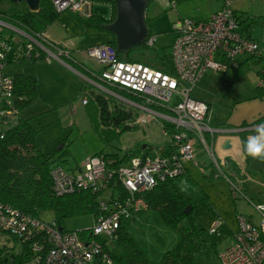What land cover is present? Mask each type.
Masks as SVG:
<instances>
[{
    "label": "built area",
    "instance_id": "2783aa9c",
    "mask_svg": "<svg viewBox=\"0 0 264 264\" xmlns=\"http://www.w3.org/2000/svg\"><path fill=\"white\" fill-rule=\"evenodd\" d=\"M92 1L52 0V3L58 13H85L91 11ZM0 24L8 25L30 37L24 43L25 57L38 59L42 50L59 60L66 56L72 58L66 48L59 47L52 51L48 45L53 42L45 31L33 36L4 20L0 19ZM240 28L231 0H226L224 7L209 19L188 17L176 21L172 43L175 66L171 71L142 62L123 60L118 56L116 48L108 43L88 47V57L102 66L100 73L92 72V77L125 90L141 101L128 99L91 77L88 79L139 109L141 113L136 122L140 125L149 121V115L161 117L163 123L170 125L166 128L163 124V130L165 135H171L173 139L172 150L167 154H142L127 164L111 168L109 165H113L115 160H107L98 155H91L85 166L78 171L70 172L60 165L54 166L51 176L57 195L81 190H105V193L110 190L109 184L115 181L122 184L125 194L115 195L111 189L109 199L99 198V214L95 216L94 225L74 231L64 229L56 220L44 221L0 200V245L9 248H17L18 244L27 246L33 252L29 264H117L103 236L115 239L124 220L133 213L149 210L144 197L146 192L185 172V163L195 158L193 140H199L204 145L219 167L213 147L207 140V134L214 136L215 131L219 130L207 121L209 104L192 97V90L209 71L225 70L229 64L238 67L235 60L237 55L259 56L264 53L259 44L245 36ZM157 40L156 34H148L144 42L153 47ZM12 42L10 38L0 37V138L18 113L14 79L5 70ZM262 71L259 83H264V65ZM83 103L86 104L87 99ZM217 173L216 176L221 175ZM224 176L234 190L238 189L232 179ZM260 205L264 204L254 206L264 215V210L258 207ZM238 223L239 228L233 241L218 253L219 263L263 264L264 222L257 226L247 216L240 215Z\"/></svg>",
    "mask_w": 264,
    "mask_h": 264
},
{
    "label": "rangeland",
    "instance_id": "374dc122",
    "mask_svg": "<svg viewBox=\"0 0 264 264\" xmlns=\"http://www.w3.org/2000/svg\"><path fill=\"white\" fill-rule=\"evenodd\" d=\"M93 1L92 4L96 12L105 16L112 14V2L106 0ZM223 2L224 0H150L146 16L150 19L151 28L158 36V40L153 47H140L136 49L135 53L143 55L150 63L164 61L166 69L173 70L175 66L172 58L174 23L182 18H188L187 14L194 11L202 12L206 15L202 14V17L210 18L212 12L221 7ZM231 6L238 13L264 14V0H231ZM0 9L13 11L21 9V5L10 0H1ZM66 15L71 16L72 19L67 20L71 22L73 28L76 23L78 30L70 32L63 28L66 25L64 21ZM191 16L194 17V15ZM59 18L47 27L49 32L57 33L61 40H64L55 43L63 45L64 48L67 45L69 49H66L72 52L76 59L78 58L87 65L98 69L100 64L88 57L87 48L102 41H107L110 33L97 26H87L86 19L82 15H76V13H64ZM256 35L259 38L260 45L264 47L262 31L257 29ZM12 36L13 45L8 53L6 72L24 71L27 74L32 73V75L39 77L41 82L39 97L33 103L24 107L21 114L24 118H29L31 125L37 130V144L42 152L46 154L57 153L59 155L60 149L64 148L59 157L53 161V167L60 165L67 171H78L80 167L85 166L87 159L104 148L105 144L96 129L93 128L88 114V107L83 103L85 98L82 90L83 83L89 82L93 85L95 83L86 76H82L80 71L76 73L74 69H78V67L71 59L73 63L69 60L68 64L71 68L75 67L74 69L61 62L63 59L53 58L48 52L42 50L43 57L41 58L25 57L24 43L29 38L12 27L0 24V37L9 39ZM247 56L239 54L235 57V60L241 63V69L237 70L236 67L229 64V75L225 72L212 73V71H209L194 86L192 97L211 102L214 110L219 115L217 106L220 104V100L224 101L227 94L228 97L233 95L234 88L236 89L235 94L245 95L256 87V84L251 82L250 78L257 82V71L262 68L264 61L251 60ZM64 59L68 60L69 58L66 56ZM101 90L109 95L111 94L104 88H101ZM163 124L161 117L149 115V121L146 124H139L140 126L136 128L124 131L117 139L111 140L106 150L122 154L126 148L138 143L146 145L145 151L147 150L151 154L159 153L169 139V136L164 134ZM204 148L203 145L200 146L203 153ZM230 186L225 185V188H227L225 195L218 193V195L213 196L210 204L206 201H200L197 207L198 215H196V219L198 223L211 232L220 249L229 247L232 231H238L237 217L240 215L237 211L248 215L253 213L257 226H260L263 221L261 214L254 211V208H250V204L246 199ZM188 187L191 186H186L185 189L189 193L194 196L198 195L195 189H189ZM222 187L220 186L221 189ZM111 195L112 190H108L102 197L109 199ZM215 211H219L220 218L214 217L216 215ZM40 217L47 222L55 220V214L51 210L44 211ZM94 222V214L87 213L67 217L64 220V225L67 230L74 231L90 228L94 225ZM217 222L221 224L216 225ZM123 225L150 260H162L165 254L174 249L180 240V236L166 227L162 223L159 214L152 210L133 213L130 218L124 220ZM103 238L107 240V246L112 252L118 251L119 242L117 239L108 236H103ZM21 248V244H18L17 250ZM212 256L211 258L199 256L197 264H219L214 251Z\"/></svg>",
    "mask_w": 264,
    "mask_h": 264
},
{
    "label": "trees",
    "instance_id": "16d2710c",
    "mask_svg": "<svg viewBox=\"0 0 264 264\" xmlns=\"http://www.w3.org/2000/svg\"><path fill=\"white\" fill-rule=\"evenodd\" d=\"M106 1H110L113 4V13L110 20L95 14H91L87 18L88 25L103 28L111 34V39L104 43L116 48L118 56L123 60L142 62L164 71H170L166 69L164 61L150 63L146 57L135 53L137 48H150L145 42L127 51L118 49L116 35L107 27L117 18L116 1ZM19 4L21 9L13 11L0 9V19L33 36L44 32L62 14L54 9L52 0H40L37 11H32L26 3ZM234 11L242 33L248 38L255 40L259 44L260 49L264 50L256 35V30L260 29L264 37V14L255 15L249 12L238 13L237 10ZM146 20L149 34H155L151 28L150 19L146 17ZM12 38L13 36L10 40ZM48 47L53 51L55 48L62 46L53 42ZM41 57H43L42 54L39 58ZM248 57L256 61H264V53L259 56L251 55ZM101 69L97 73H100ZM259 74L261 77L263 76L262 68ZM11 75L14 79L15 103L18 113L4 136L0 138V200L40 219H42L40 216L44 211L51 210L55 214V220L64 229H66L64 220L67 217L87 213H93L94 216L98 215L99 198L105 194V190L101 192L81 190L64 195H57L54 191L53 178L51 176L53 161L59 157L64 148L60 149L59 155L57 153L46 154L42 152L37 144V130L31 125L29 118H24L21 114V110L24 107L33 103L39 97L41 90L40 80L37 76L27 74L24 71L12 73ZM89 77L100 82L97 77ZM100 83L128 99L141 101L139 97L125 90L105 82ZM82 90L85 94L84 99H87L85 105L88 107L92 126L105 143L104 148L94 155L101 156L107 160L114 159L116 164H110L109 167L111 168L114 165L127 164L132 158L150 153L145 151L144 147L146 145L138 143L126 148L122 154L119 152H108L106 148L111 140L117 139L124 131L130 128L140 126L136 121L141 111L128 105L125 101L103 92L89 82L83 83ZM263 96L264 83H259L256 87V97ZM164 127L169 128L170 125L165 124ZM172 143L173 139L170 135L161 153H169L172 150ZM212 173L211 177H215L218 174L215 171ZM186 174L187 170L185 169L182 175L161 182L144 194L149 210L157 212L162 223L180 236L175 248L168 251L162 260H150L122 224L115 235V239L119 242V249L112 252L117 264H197L199 256L211 258L213 257V251L218 259V253L222 249L217 246L211 232L201 226L196 219L199 199L190 196L182 189L181 180ZM108 188L112 189L115 195L120 194L123 196L125 194L124 187L120 182L110 183ZM189 205H192V210L187 213L186 209ZM21 246L22 248L17 250L15 247L9 248L0 245V264H29L33 258V252L25 245L21 244Z\"/></svg>",
    "mask_w": 264,
    "mask_h": 264
},
{
    "label": "crops",
    "instance_id": "0c3cea01",
    "mask_svg": "<svg viewBox=\"0 0 264 264\" xmlns=\"http://www.w3.org/2000/svg\"><path fill=\"white\" fill-rule=\"evenodd\" d=\"M225 3H226V0H224L221 7L216 8L212 12V15L216 11L223 8ZM93 4H94V1H93ZM93 4L91 7V11L85 12V13H76V15H82L86 19V21H87V18L91 14H95L106 20L111 19L112 14L109 16H105V15H102L101 13L96 12ZM64 13L75 14L74 12H71V11H67ZM180 14L182 13L180 12ZM202 14L204 13L194 11L192 13H188L187 16L190 18H196V19H209V17H204V16L202 17ZM191 15H194V17ZM70 18L71 16L70 17H68L67 15L64 16V21L66 22V25H64L63 28H66L70 32H73L74 30H78V27H76V23L73 28L71 25V22L67 20ZM87 26H91V25H88L87 23ZM45 34L50 40L54 42L64 41V40H61V37L57 33L55 32L51 33L47 29L45 30ZM110 39H111V34H109V37H107V41H109ZM107 41H102L101 43H104ZM65 46L67 49H69L67 45ZM71 57L74 58V59L71 58V60L75 62L78 69L75 67L71 68L69 66L70 64H68V62L70 59L66 60L62 58L63 60L61 62H63L65 65H68L71 69L75 68L74 71L76 73H79L80 71V74L82 76H86L87 78H89V76H92V72H97L102 68L101 65L99 66L98 69H95L94 67L87 65L85 62L79 60L78 58L76 59V56L73 55L72 52H71ZM248 59L250 58L248 57ZM73 61L71 62L73 63ZM236 62L238 64V67L236 68L237 70L238 69L240 70L241 63H239L237 60ZM259 71L260 69L257 71L258 73L257 82L250 78V81L254 82L256 84V87L259 84V80H260ZM17 72L19 71H16V73ZM213 72L214 71H212V73ZM215 72H225L227 75H229L228 68L225 70L215 71ZM8 73L12 74L11 72H8ZM30 74L32 75V73ZM256 87L248 91L245 95L243 94L238 95L237 93L235 94L236 89L234 88L235 91L233 92V95L228 97V94H227L226 97L224 98V101L220 100V104L217 106L219 108L218 110L219 115L214 110L213 104L211 102L204 101L208 103L210 106V110L207 116V121L211 124L212 127L216 128L217 130H222V131L215 132L214 136H212L211 134H207V140L213 147L214 153L218 160L219 167L215 165V163L213 162L206 148H204L205 149L204 153L201 152L200 146L203 144H201V142L196 139L193 140V144L195 148V158L194 160L187 161L185 163L187 174L185 177L182 178L181 186H182V189L187 194H189L192 197H195L196 199H199L198 204L200 201H206L210 204L213 200V196L218 195V193L225 195V192L227 190V188H225V185L230 186L231 183L224 175H227L230 179H232V181L238 188L236 189V191L246 199V201L250 204L249 207L252 209L254 208V211L259 212L255 208L254 205L264 204V162L247 156L245 152V146L243 143V141H246L250 136L257 135V131H256L257 126L264 124V120H263L264 119V96L256 97ZM228 139H230L231 141V147L224 148V143ZM210 164H213V165H210ZM80 169L82 168L80 167ZM213 171L219 172V174L221 175L211 177V175L213 174L212 173ZM222 183L224 185L223 187H222ZM186 186H191L188 188L195 189L198 192V195L194 196L193 194L189 193L185 189ZM220 186L222 187V189L220 188ZM237 212L239 215L247 216L250 221H252L255 225H257V223L255 222V216L253 215V213H250L248 215L246 213H240L239 211ZM215 214L216 215L214 217L216 218L221 217V214L219 213V211L218 212L215 211ZM260 214L263 217V221L261 222L262 224L264 222V215L262 213ZM235 233H236L235 231H232L231 233L230 244L233 241Z\"/></svg>",
    "mask_w": 264,
    "mask_h": 264
},
{
    "label": "water",
    "instance_id": "95a60500",
    "mask_svg": "<svg viewBox=\"0 0 264 264\" xmlns=\"http://www.w3.org/2000/svg\"><path fill=\"white\" fill-rule=\"evenodd\" d=\"M1 1V0H0ZM13 3H26L32 11H37L40 0H10ZM117 5V18L107 25L108 29L115 33L120 51L130 50L136 45H141L149 34L146 13L148 0H115ZM8 26V25H6ZM10 27V26H9ZM26 35V34H22ZM222 131V130H219ZM218 131V132H219ZM217 132V131H215ZM230 139L224 143V148H230ZM192 210L189 205L186 212Z\"/></svg>",
    "mask_w": 264,
    "mask_h": 264
},
{
    "label": "clouds",
    "instance_id": "9594fccd",
    "mask_svg": "<svg viewBox=\"0 0 264 264\" xmlns=\"http://www.w3.org/2000/svg\"><path fill=\"white\" fill-rule=\"evenodd\" d=\"M257 135L243 141L247 156L264 162V124L257 126ZM264 210V205L258 206Z\"/></svg>",
    "mask_w": 264,
    "mask_h": 264
},
{
    "label": "bare ground",
    "instance_id": "6f19581e",
    "mask_svg": "<svg viewBox=\"0 0 264 264\" xmlns=\"http://www.w3.org/2000/svg\"><path fill=\"white\" fill-rule=\"evenodd\" d=\"M29 39H30V37L28 36V35H26ZM58 166V165H57Z\"/></svg>",
    "mask_w": 264,
    "mask_h": 264
}]
</instances>
